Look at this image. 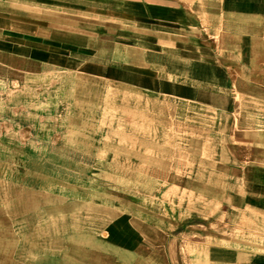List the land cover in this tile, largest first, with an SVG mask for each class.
Instances as JSON below:
<instances>
[{
  "label": "crops",
  "instance_id": "1",
  "mask_svg": "<svg viewBox=\"0 0 264 264\" xmlns=\"http://www.w3.org/2000/svg\"><path fill=\"white\" fill-rule=\"evenodd\" d=\"M27 1L0 0V112L17 86L8 109L31 134L46 97L43 143L66 129L71 158L120 164L172 215L0 189V264H264V0ZM81 23L124 35L34 50ZM199 49L221 68L176 66Z\"/></svg>",
  "mask_w": 264,
  "mask_h": 264
},
{
  "label": "rangeland",
  "instance_id": "2",
  "mask_svg": "<svg viewBox=\"0 0 264 264\" xmlns=\"http://www.w3.org/2000/svg\"><path fill=\"white\" fill-rule=\"evenodd\" d=\"M22 2L27 3L28 1L22 0ZM120 17H123V15ZM71 27L82 30L47 32L48 39L53 41V45L60 44L67 45V47H36L34 50H51L55 53L54 55H60V52L63 50V52H69L66 54L67 56H73L85 50L84 48L75 47V45L81 43L83 40H108L119 38L120 35L123 37L124 35V33L120 32L96 30L97 28L106 29L108 26L98 27L92 24L81 23ZM15 37L17 39L28 40V37L22 34L21 36L11 34L6 39L12 40ZM97 50L108 53L114 49L102 47ZM181 50L165 48V53H162L166 55H185ZM199 50H195L194 53L191 52L188 57L190 59L189 62H182L176 66H179L181 71L193 72L201 76H204L209 70L207 67L219 66L221 68L220 64L215 63L205 65L204 49ZM215 50L217 49H214V53L216 52ZM191 51H194V49ZM233 72L231 74L235 76ZM14 87L16 88L17 86H5L4 99L6 106L4 112H0L1 190H7L8 192L10 190L18 192L19 190L22 195L35 193L34 191H36L42 197L43 194L47 193L63 196L69 200H79L84 203L85 215L95 214L96 210H99L101 216H106L110 210L114 211V207L116 206L118 212L124 211L126 201L134 204L133 212H137L138 215L144 209L150 210V213L172 215L170 204L165 203V208L160 207L161 209L156 207L158 199L171 200L170 197L163 196V193L158 194L157 192L144 190L140 177L127 175L120 164L113 165L112 162L101 159L83 160L71 158L74 155L72 149L63 141L67 139L66 129H64V133H61V128H58L57 132L59 134L57 137H54V139H57L55 143H43V135L41 133L44 131L45 108H47L44 101L46 97L32 96V103L35 105L33 109L34 111H39L37 123L43 124L40 130L35 129L36 131L30 134L28 133V128L22 129L14 126V122L12 121L13 115L10 109H8L9 100H12L11 89ZM24 98L28 99V96H24ZM213 98L216 103H221L220 97ZM231 101L229 103H238V99L235 97ZM69 156L70 158H68ZM147 205L149 206L147 207ZM162 206L164 205L162 204Z\"/></svg>",
  "mask_w": 264,
  "mask_h": 264
}]
</instances>
